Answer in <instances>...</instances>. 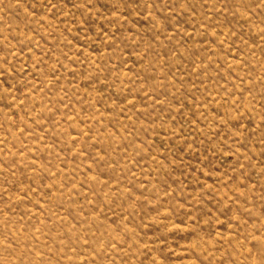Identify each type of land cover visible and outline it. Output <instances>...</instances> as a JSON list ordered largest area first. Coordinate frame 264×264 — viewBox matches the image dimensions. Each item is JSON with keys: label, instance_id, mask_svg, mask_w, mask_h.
Listing matches in <instances>:
<instances>
[{"label": "rangeland", "instance_id": "1", "mask_svg": "<svg viewBox=\"0 0 264 264\" xmlns=\"http://www.w3.org/2000/svg\"><path fill=\"white\" fill-rule=\"evenodd\" d=\"M0 264H264V0H0Z\"/></svg>", "mask_w": 264, "mask_h": 264}]
</instances>
